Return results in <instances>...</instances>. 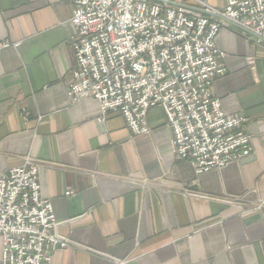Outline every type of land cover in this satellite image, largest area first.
Listing matches in <instances>:
<instances>
[{"label": "crops", "instance_id": "obj_1", "mask_svg": "<svg viewBox=\"0 0 264 264\" xmlns=\"http://www.w3.org/2000/svg\"><path fill=\"white\" fill-rule=\"evenodd\" d=\"M149 1L201 10L197 0ZM0 7V42L10 44L0 51V174L39 163L41 196L71 241L52 264H264V40L223 23L216 43L227 72L213 91L227 115L247 118L254 151L198 175L174 153L162 108L135 135L119 112L69 96L72 0Z\"/></svg>", "mask_w": 264, "mask_h": 264}, {"label": "built area", "instance_id": "obj_2", "mask_svg": "<svg viewBox=\"0 0 264 264\" xmlns=\"http://www.w3.org/2000/svg\"><path fill=\"white\" fill-rule=\"evenodd\" d=\"M197 2L201 10L149 0H72L76 67L68 94L96 99L103 114L119 112L135 135L149 133V111L162 108L174 153L200 175L253 154L247 118L227 115L213 91L227 72L216 38L224 21L264 37V0H227L222 11ZM9 46L0 42V51ZM38 174L30 158L0 174V264H52L54 251L71 243L56 231Z\"/></svg>", "mask_w": 264, "mask_h": 264}, {"label": "water", "instance_id": "obj_3", "mask_svg": "<svg viewBox=\"0 0 264 264\" xmlns=\"http://www.w3.org/2000/svg\"><path fill=\"white\" fill-rule=\"evenodd\" d=\"M170 4H175V3H173V2H169ZM176 5H179V4H176ZM234 24V23H233ZM236 25V24H235ZM236 26H238V25H236ZM239 27V26H238ZM239 28H241V27H239ZM242 30H245V31H247V32H249V33H251V34H253V35H255L256 37H258V38H260V39H262V40H264V37H262V36H259V35H256V34H254L253 32H251V31H249V30H246V29H243V28H241Z\"/></svg>", "mask_w": 264, "mask_h": 264}, {"label": "rangeland", "instance_id": "obj_4", "mask_svg": "<svg viewBox=\"0 0 264 264\" xmlns=\"http://www.w3.org/2000/svg\"><path fill=\"white\" fill-rule=\"evenodd\" d=\"M0 248H1V246H0Z\"/></svg>", "mask_w": 264, "mask_h": 264}]
</instances>
